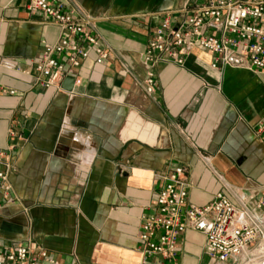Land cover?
Returning <instances> with one entry per match:
<instances>
[{
    "label": "crops",
    "instance_id": "1",
    "mask_svg": "<svg viewBox=\"0 0 264 264\" xmlns=\"http://www.w3.org/2000/svg\"><path fill=\"white\" fill-rule=\"evenodd\" d=\"M65 1L111 53L97 64L88 47L72 92L43 88L32 73L60 27L31 13L30 0H0V171L11 164L12 184L11 199L0 190V245L42 247L59 264H213L205 235L193 229L174 259L145 261L142 218L178 165L191 203L223 193L264 212V143L254 133L264 72L213 68L215 55L200 48L183 66L146 61L162 19L201 0Z\"/></svg>",
    "mask_w": 264,
    "mask_h": 264
},
{
    "label": "built area",
    "instance_id": "2",
    "mask_svg": "<svg viewBox=\"0 0 264 264\" xmlns=\"http://www.w3.org/2000/svg\"><path fill=\"white\" fill-rule=\"evenodd\" d=\"M28 9L45 13L61 30L57 42H44L41 56L32 63L41 87L61 88L63 80L72 76L77 84V71L90 56L88 47L97 55V64L110 58V50L89 19L79 17L65 0H30ZM160 24L145 51L152 65L172 62L183 66L192 50L200 48L215 55L213 68L221 63L264 72V0H201L184 11L167 14ZM145 81L147 92L153 93L154 74ZM254 133L264 143V117ZM5 154L0 152V160ZM9 169L7 162L0 171V190L6 199H11L12 191ZM185 178L182 165L164 175L153 212L142 218L139 237L145 261L152 255L174 259L182 235L193 229L205 235V253L213 264H264V212L239 208L223 193L202 207L193 204ZM263 207L261 200L259 209ZM44 263L59 264L42 247L0 245V264Z\"/></svg>",
    "mask_w": 264,
    "mask_h": 264
},
{
    "label": "water",
    "instance_id": "3",
    "mask_svg": "<svg viewBox=\"0 0 264 264\" xmlns=\"http://www.w3.org/2000/svg\"><path fill=\"white\" fill-rule=\"evenodd\" d=\"M62 87L65 91L67 92H72V90L74 89L75 87V77L72 76V77H66L63 82H62Z\"/></svg>",
    "mask_w": 264,
    "mask_h": 264
}]
</instances>
